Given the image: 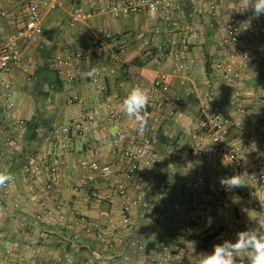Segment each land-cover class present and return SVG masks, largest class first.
<instances>
[{
	"label": "crops",
	"instance_id": "obj_1",
	"mask_svg": "<svg viewBox=\"0 0 264 264\" xmlns=\"http://www.w3.org/2000/svg\"><path fill=\"white\" fill-rule=\"evenodd\" d=\"M108 1L119 0H65L60 8L41 7L44 30L54 28L52 36L42 33L26 41L24 60L0 75V91L4 81L11 83L19 115L30 121L44 112V125L32 140L26 137L27 129H13L0 119V171L13 176L7 190L0 188V264L9 259L11 264H199L200 255L210 254L214 245L235 242L231 225L260 231L264 226V185L249 179L245 186L215 198L212 190L221 185L220 178L243 172H224L214 156L191 154L197 133L190 127L209 95L220 94L217 103L222 108L231 107L236 113L234 109L242 106L253 118L259 116L264 108V63L254 60L259 61L264 49V29L243 41L242 50L251 60L245 63L239 83L226 90L207 73V66L211 70L213 57L222 53L221 40L240 25L232 16L242 0H177L178 10L167 11L190 38L186 63L191 68L178 72L173 68L181 59L169 54L173 47L163 34L165 14L154 15L152 23L140 13L114 16L103 9ZM25 4L26 0H0V9L8 12L0 15V43L23 23ZM79 8L97 12L88 18L77 14ZM12 15L18 17L16 22ZM250 21L248 13L245 22ZM106 32L116 39L101 47ZM58 55L70 65L59 64ZM96 67L100 74L89 76ZM159 71L168 74L167 94L151 93ZM54 73L62 81L60 91L40 83ZM39 83L50 91L47 96L38 93ZM100 83L106 84V90L99 88ZM135 86L147 90L151 124L161 137L154 145L158 161L147 166L141 187L124 156L140 144L136 122L122 109V100ZM74 92L83 102L65 103V94ZM92 108L97 114L90 132L67 140L70 121ZM170 109L175 111L171 116ZM57 140L65 145L53 147ZM56 151L61 154L59 180L46 192L43 157L47 154L51 159ZM33 156L39 163L27 164L25 160ZM83 158L110 164L111 181L82 168ZM86 176L88 181L80 187ZM115 187H122L130 199H139L130 212L124 210L128 201ZM96 191L98 195L93 194ZM51 213L54 217L49 219ZM94 225L97 228L89 230ZM216 229L220 232L208 239ZM159 242L169 247L168 254ZM245 257L241 254L237 263Z\"/></svg>",
	"mask_w": 264,
	"mask_h": 264
},
{
	"label": "built area",
	"instance_id": "obj_2",
	"mask_svg": "<svg viewBox=\"0 0 264 264\" xmlns=\"http://www.w3.org/2000/svg\"><path fill=\"white\" fill-rule=\"evenodd\" d=\"M65 4V0H26L24 11V21L15 30L9 32L6 39L0 43V75L8 72L11 67L21 63L24 60L22 47L26 41H31L43 33V21L41 7L60 8ZM232 9V5H228ZM179 3L177 0H119L117 2H106L104 4L105 10L111 12L114 16H130L136 13L145 15L149 22L152 23V17L157 14H165L168 20L166 21V28L163 31L165 38L172 45L173 49L169 54L175 56L180 62L176 63L173 72L180 70H188L191 68L186 63V59L190 52V38L189 35L181 27L177 19L171 18L166 15L167 11L178 10ZM102 9H99L100 11ZM234 14L232 21L240 23L233 28L232 33L221 40L222 53L214 56L212 59L211 70L207 71L209 75L214 77L215 80L224 85V89L228 90L234 84H238L242 79L245 63L251 60L250 55L242 50L243 41L248 37L257 35L260 29H264V14L260 16L254 15L251 10H243L240 8H233ZM97 11H84L82 8L77 9V14L84 17H92ZM248 13L251 14L250 23L245 22ZM1 16H7L8 12L5 9H0ZM16 15H12L11 19L16 22ZM155 32H161L156 29ZM1 37V33H0ZM115 35L111 32H106L102 36L100 46L102 47L107 40L114 42ZM177 46L179 48H177ZM56 60L59 64L70 65L68 59L62 55H58ZM259 61L254 60L255 64L260 61L264 63V49H260L258 54ZM62 73V69H59ZM259 73V71H257ZM100 74L98 67L95 68V76ZM73 79V76L69 77ZM3 89L0 91V119L4 124L16 130H25L27 120L19 115L16 109V101L14 99L11 83L9 81L3 82ZM99 88L106 90L105 83H100ZM170 85L168 82V74L164 71L157 72L154 81L151 83V93L154 94H167ZM255 94L253 91L250 92ZM221 95H209L203 102L196 118L191 123L190 127L197 133V139L191 145V154H201L206 157H215L220 161V165L224 172L229 171H242L247 173L250 180H255L259 184L264 185V108L260 109L259 116L253 118L248 115L242 106H238L232 112L231 107L225 106L222 108L217 100ZM64 102L69 103H82L83 97L77 93H67L64 96ZM107 107H111L110 103H106ZM150 119L145 133L138 134L140 139L139 148L137 151L127 150L124 156L129 160V171L133 173L137 185L141 187L147 166L157 163V155L154 152V145L158 138V129L151 124L153 118V111L150 108V101L148 106ZM174 110L170 109L167 115H173ZM97 109H86L83 113L70 121L66 127V139L70 140L75 136L85 135L89 133L92 123L96 118ZM112 118L111 116L108 119ZM138 133V132H137ZM122 134H120L121 136ZM238 138L239 142L235 143ZM64 142L59 140L53 141V147H63ZM249 153H252L249 155ZM61 154L56 151L53 156L48 157L44 155L43 162L46 164L47 177L44 179L43 190L48 192L52 186L59 180V158ZM29 164L34 165L39 163L36 156L29 158ZM82 168H87L90 171L98 173L105 181H111L112 167L108 163H101L97 159L83 158L80 161ZM88 181V176L83 177L79 186H83ZM7 190V185L4 187ZM120 194L128 201L124 210L130 212V208L139 203V199H130L126 196L125 190L122 187H115ZM116 191V190H115ZM116 191V192H118ZM215 198H220L222 193L229 194L230 190H225L221 185H216L212 190ZM98 195V192H94ZM46 199H43V203ZM42 203V204H43ZM259 203L254 202V207L259 208ZM205 214H209L210 210H205ZM54 216L52 213L49 219ZM127 220V227L131 229L130 219L127 213L124 214ZM98 225L89 227V230H94ZM244 231L242 225L235 223L231 225L230 234L237 238V233ZM264 234V226L261 229ZM129 242L134 243L131 239ZM159 246L168 254L170 250L163 242H159ZM1 253V249H0ZM167 257V255H166ZM10 260V259H9ZM5 264H11L10 261ZM237 264H246V260L242 259Z\"/></svg>",
	"mask_w": 264,
	"mask_h": 264
},
{
	"label": "clouds",
	"instance_id": "obj_3",
	"mask_svg": "<svg viewBox=\"0 0 264 264\" xmlns=\"http://www.w3.org/2000/svg\"><path fill=\"white\" fill-rule=\"evenodd\" d=\"M243 10H251L254 15L264 14V0H242ZM95 70L88 73L94 74ZM149 95L140 86L133 87L122 100L124 114L137 124V132L143 135L147 129L150 114L148 112ZM251 177L248 174H234L220 178V184L225 190H232L246 185ZM13 180L7 171H0V188H4ZM264 205V204H262ZM246 254V264H264V234L258 229L244 230L237 233L235 242L225 240L213 246L210 254H201L199 264H237V258Z\"/></svg>",
	"mask_w": 264,
	"mask_h": 264
},
{
	"label": "trees",
	"instance_id": "obj_4",
	"mask_svg": "<svg viewBox=\"0 0 264 264\" xmlns=\"http://www.w3.org/2000/svg\"><path fill=\"white\" fill-rule=\"evenodd\" d=\"M55 29L54 28H50V29H45L43 30V34L48 36V37H51L52 35L50 34V32H54ZM207 69L208 71H210V68L207 66ZM42 81H40V83H44V82H47L49 84V86H54V90L55 91H60L62 90V81L61 79L59 78V75L57 73H54V77L52 78H49V77H44L41 79ZM39 84H37L38 88H39V91L38 93L41 95V96H47L49 94L50 91H44L42 89V86ZM39 112L41 109H38ZM42 114H44V112L41 110L40 112V115L39 117H36V118H33L31 119L30 121H27V126H26V129H27V139L29 140H32V139H36L37 138V128H39L40 126L44 125V122H42ZM159 135V133H158ZM158 138H161L160 136H158ZM157 138V140H158ZM26 163L28 164L29 161L26 159L25 160ZM24 161V162H25ZM25 164V163H24ZM220 231L218 229L216 230H213L212 233H210L209 235H207L206 237L209 239V238H212L214 236H216Z\"/></svg>",
	"mask_w": 264,
	"mask_h": 264
},
{
	"label": "rangeland",
	"instance_id": "obj_5",
	"mask_svg": "<svg viewBox=\"0 0 264 264\" xmlns=\"http://www.w3.org/2000/svg\"><path fill=\"white\" fill-rule=\"evenodd\" d=\"M173 251V250H172Z\"/></svg>",
	"mask_w": 264,
	"mask_h": 264
}]
</instances>
